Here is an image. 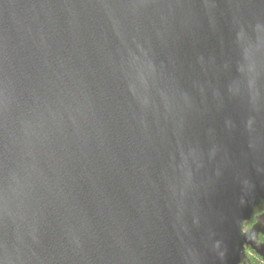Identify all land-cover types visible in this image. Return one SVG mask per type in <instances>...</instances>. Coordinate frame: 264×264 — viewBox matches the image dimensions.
<instances>
[{
	"label": "water",
	"instance_id": "water-1",
	"mask_svg": "<svg viewBox=\"0 0 264 264\" xmlns=\"http://www.w3.org/2000/svg\"><path fill=\"white\" fill-rule=\"evenodd\" d=\"M264 0H0V264L264 260Z\"/></svg>",
	"mask_w": 264,
	"mask_h": 264
},
{
	"label": "trees",
	"instance_id": "trees-1",
	"mask_svg": "<svg viewBox=\"0 0 264 264\" xmlns=\"http://www.w3.org/2000/svg\"><path fill=\"white\" fill-rule=\"evenodd\" d=\"M248 254L252 262L256 264H264L263 258L260 255H258L256 252L250 251L248 252Z\"/></svg>",
	"mask_w": 264,
	"mask_h": 264
},
{
	"label": "flooded vegetation",
	"instance_id": "flooded-vegetation-1",
	"mask_svg": "<svg viewBox=\"0 0 264 264\" xmlns=\"http://www.w3.org/2000/svg\"><path fill=\"white\" fill-rule=\"evenodd\" d=\"M261 239L264 240L263 236H261Z\"/></svg>",
	"mask_w": 264,
	"mask_h": 264
}]
</instances>
